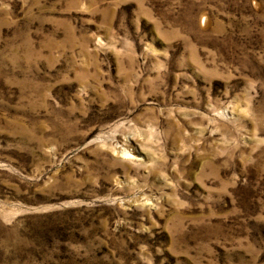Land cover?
<instances>
[{
    "label": "rangeland",
    "instance_id": "obj_1",
    "mask_svg": "<svg viewBox=\"0 0 264 264\" xmlns=\"http://www.w3.org/2000/svg\"><path fill=\"white\" fill-rule=\"evenodd\" d=\"M0 264H264V0H0Z\"/></svg>",
    "mask_w": 264,
    "mask_h": 264
}]
</instances>
